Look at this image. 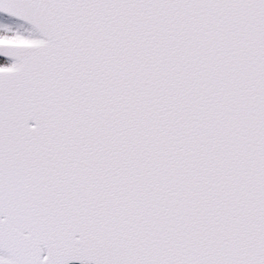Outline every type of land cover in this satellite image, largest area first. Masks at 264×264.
Returning a JSON list of instances; mask_svg holds the SVG:
<instances>
[{
	"label": "snow or ice",
	"instance_id": "1",
	"mask_svg": "<svg viewBox=\"0 0 264 264\" xmlns=\"http://www.w3.org/2000/svg\"><path fill=\"white\" fill-rule=\"evenodd\" d=\"M0 264H264V0H0Z\"/></svg>",
	"mask_w": 264,
	"mask_h": 264
}]
</instances>
